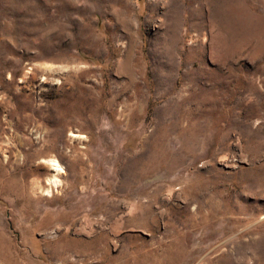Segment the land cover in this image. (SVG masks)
I'll use <instances>...</instances> for the list:
<instances>
[{
  "label": "rangeland",
  "instance_id": "1",
  "mask_svg": "<svg viewBox=\"0 0 264 264\" xmlns=\"http://www.w3.org/2000/svg\"><path fill=\"white\" fill-rule=\"evenodd\" d=\"M0 264H264V0H0Z\"/></svg>",
  "mask_w": 264,
  "mask_h": 264
},
{
  "label": "bare ground",
  "instance_id": "2",
  "mask_svg": "<svg viewBox=\"0 0 264 264\" xmlns=\"http://www.w3.org/2000/svg\"><path fill=\"white\" fill-rule=\"evenodd\" d=\"M131 44H132V42H130V46L128 48V55L126 56V59H125L126 61L129 58V54H130L129 52H130V49H131ZM50 163L51 164H49V165L55 171V173H56L55 175H61L62 174V169L59 166V164L56 162V160H51ZM55 175L51 179L48 180L49 188H52V187L55 188V187H57L60 184V181L58 180V178L55 177ZM49 188L46 190V193H49L50 192L49 191L50 190Z\"/></svg>",
  "mask_w": 264,
  "mask_h": 264
}]
</instances>
